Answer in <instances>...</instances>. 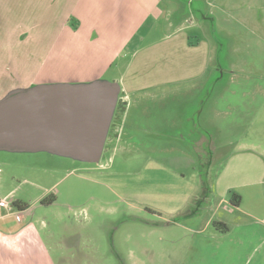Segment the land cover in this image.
Returning <instances> with one entry per match:
<instances>
[{
	"label": "rangeland",
	"instance_id": "rangeland-1",
	"mask_svg": "<svg viewBox=\"0 0 264 264\" xmlns=\"http://www.w3.org/2000/svg\"><path fill=\"white\" fill-rule=\"evenodd\" d=\"M161 2L163 18L149 21L135 41L154 28L147 42L165 39L167 46L184 35L192 44L207 43L212 53L205 89L197 94L194 81L175 78L145 92L148 101L172 103L167 137L124 136L126 119L118 106L113 123L122 142L108 150L107 141L99 163L47 150L1 149L0 199L10 209H0V238H15L31 226L23 240L35 235L47 255L30 264H242L230 248L242 238L239 231L261 228L253 207L258 201L249 198L239 211L228 191L253 177L252 164L227 160L242 145L264 150V0H230L224 7L219 0ZM63 3L0 0V102L41 85L123 83L132 74L146 76L149 65L159 67L145 61L149 65L138 71L131 57L120 56L93 82L59 73L37 80L65 23L74 30ZM173 49L171 63L190 65V50ZM130 96L129 102L142 101ZM124 97L121 91L119 101ZM222 223L233 230L230 237L219 236ZM257 245L253 262L260 261Z\"/></svg>",
	"mask_w": 264,
	"mask_h": 264
},
{
	"label": "crops",
	"instance_id": "crops-1",
	"mask_svg": "<svg viewBox=\"0 0 264 264\" xmlns=\"http://www.w3.org/2000/svg\"><path fill=\"white\" fill-rule=\"evenodd\" d=\"M229 2L230 0H219V5L222 4L221 6L224 7L230 4ZM68 3L70 4L67 6ZM161 5V0H64L63 6L70 8L72 20L76 21L74 30L68 27L70 21L65 23L43 66L37 71V80L44 79L49 74L59 73L66 75L68 78L76 79V82L87 83L103 76L107 72L105 70L109 71L107 67L112 60L120 56L127 60L131 57L130 62L132 61L134 66L135 64L136 66L139 65L138 71L145 68V65H149L145 61H155V66L159 67L152 68L149 65V71L146 76L137 77L132 74L128 80L124 78L123 83L118 82L117 79L113 83H108L116 84L120 92L123 91L125 94L124 99L118 102L120 112L126 119L124 123L126 127L123 131L124 136L133 139L134 134H144L145 137H150L155 133L159 137H167V109L171 108L172 103L164 101L159 104L148 101L150 93L145 92L163 83L168 84L175 78H182L186 82L194 81L193 84L196 83L197 94H201L205 89L204 77L209 74L208 65L212 52L209 53L211 48L207 46V43L197 41V43L192 44L190 39L182 34H180L182 36L179 39H175L177 40L176 42H172L169 39L167 46L164 44L165 39L147 42L154 28L149 29L142 39L135 41L134 38H137V35L149 21L153 20L158 23L163 18L165 9ZM196 11L199 12L200 9ZM166 12H170L168 6ZM194 25H197V29H200L201 23L197 24L195 22ZM173 46L183 49L185 53L190 50L188 53L194 56V58L190 59V65L186 66L184 63L183 66L171 63L172 53L176 51ZM131 47L132 49H130ZM202 47L206 50L205 53L200 52ZM165 50L167 54L164 53ZM123 66H121V69ZM148 77L157 79L151 82L147 79ZM159 78H166L167 80H160ZM209 83L206 84V87ZM130 94L135 95L134 97L139 96L142 101L129 102ZM113 120L110 139L113 138L116 144H112V146L108 143V150L114 149L122 142L120 139L121 135L118 133L119 129L117 125L115 126ZM158 120L162 122L159 123ZM161 124L164 126H161ZM122 128L123 126H121ZM250 146L242 145L235 150L230 155V159L227 160V165H230V162L234 160H238L241 163L249 162L252 164V166H249L251 168L250 174L253 170L254 175L252 178H246L247 182L243 185H236L229 188L228 191L235 193V190H237L240 192L242 200L240 206L236 208L239 211L250 203L249 198L253 201H258L253 207L259 210L260 215L255 220L259 221L261 228L258 231H239L242 233V238H238L234 244L236 247L230 248V252L238 254L237 257L243 259L242 264H264V150L253 151ZM255 153H258V157ZM252 155L256 156L257 159L254 158L253 162H250ZM102 168L105 167L102 166ZM256 198L259 199L257 200ZM24 210L20 209V212ZM244 213L247 216L253 214L249 210H244ZM222 224L223 228L219 236L230 237L233 230L226 227L225 223ZM30 227H27L25 231L19 233L15 238L6 236L0 238V264H30L27 260L38 258V256L43 254L47 255V250H45L41 241L35 235L28 236L27 241L23 240V237L27 235L26 233H29ZM257 241L261 256L259 262H253L251 249L253 243L255 244ZM236 261L234 260V263Z\"/></svg>",
	"mask_w": 264,
	"mask_h": 264
},
{
	"label": "water",
	"instance_id": "water-1",
	"mask_svg": "<svg viewBox=\"0 0 264 264\" xmlns=\"http://www.w3.org/2000/svg\"><path fill=\"white\" fill-rule=\"evenodd\" d=\"M116 84L41 85L0 102V150L52 151L98 163L119 102Z\"/></svg>",
	"mask_w": 264,
	"mask_h": 264
},
{
	"label": "trees",
	"instance_id": "trees-1",
	"mask_svg": "<svg viewBox=\"0 0 264 264\" xmlns=\"http://www.w3.org/2000/svg\"><path fill=\"white\" fill-rule=\"evenodd\" d=\"M207 177H208V172H207ZM229 195H230V197H231V199H230V203H231V205H232L233 207H235V208L239 207L240 204H241V200H242L241 196L237 195V194L234 193L233 191H230V192H229ZM14 205H16V206L19 208V210H20V209H21V210H22V209H25V206L21 205V204L18 203V202H15Z\"/></svg>",
	"mask_w": 264,
	"mask_h": 264
},
{
	"label": "built area",
	"instance_id": "built-area-1",
	"mask_svg": "<svg viewBox=\"0 0 264 264\" xmlns=\"http://www.w3.org/2000/svg\"><path fill=\"white\" fill-rule=\"evenodd\" d=\"M0 208L10 209V206L5 200H0Z\"/></svg>",
	"mask_w": 264,
	"mask_h": 264
},
{
	"label": "flooded vegetation",
	"instance_id": "flooded-vegetation-1",
	"mask_svg": "<svg viewBox=\"0 0 264 264\" xmlns=\"http://www.w3.org/2000/svg\"><path fill=\"white\" fill-rule=\"evenodd\" d=\"M115 116V115H114ZM112 127V126H111ZM111 127H110V130H111ZM110 136H111V133H110V131H109V133H108V137H107V140H106V142L108 141V143H109V140H110ZM107 143V144H108ZM106 145V144H105ZM105 148V147H104ZM104 152V151H103ZM103 155V154H102ZM102 158V157H101Z\"/></svg>",
	"mask_w": 264,
	"mask_h": 264
}]
</instances>
